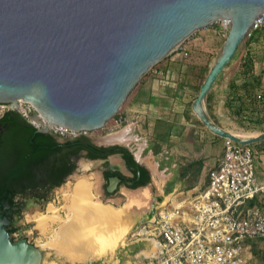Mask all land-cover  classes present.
Listing matches in <instances>:
<instances>
[{
    "label": "water",
    "instance_id": "95a60500",
    "mask_svg": "<svg viewBox=\"0 0 264 264\" xmlns=\"http://www.w3.org/2000/svg\"><path fill=\"white\" fill-rule=\"evenodd\" d=\"M262 12L264 0H0V104L23 101L47 123L100 129L153 66L195 31L227 20L191 108L213 135L249 146L264 133L223 131L208 118L205 97ZM6 225L0 214V264H42L41 250L11 240Z\"/></svg>",
    "mask_w": 264,
    "mask_h": 264
},
{
    "label": "crops",
    "instance_id": "0c3cea01",
    "mask_svg": "<svg viewBox=\"0 0 264 264\" xmlns=\"http://www.w3.org/2000/svg\"><path fill=\"white\" fill-rule=\"evenodd\" d=\"M218 32L215 24L197 30L182 42V48L190 51ZM263 35L264 28L255 31L252 39L261 41ZM178 56L176 51L168 54L134 87L122 110L130 124L119 130H128L127 142L122 144L134 160L155 177L163 199L173 202L207 185L208 172L219 164L225 142L210 133L193 113L191 105L200 86L197 87L192 67L184 69L176 63ZM258 71L264 73V68L258 70L253 66V75ZM249 77L250 74L244 75L242 60L232 67L228 64L205 97L210 121L242 139L264 133V122L256 126L249 122L252 119L264 121V78L250 91H244L249 89ZM251 100L256 105H252ZM249 147L255 176L264 183V139ZM255 206L264 215V199H257ZM136 240H140L139 243L126 248L112 264H145L149 249L142 248L151 243L145 239ZM250 241L254 243L259 239ZM250 241L248 256L252 264H259L258 257L264 259V252L255 258L251 254Z\"/></svg>",
    "mask_w": 264,
    "mask_h": 264
},
{
    "label": "built area",
    "instance_id": "2783aa9c",
    "mask_svg": "<svg viewBox=\"0 0 264 264\" xmlns=\"http://www.w3.org/2000/svg\"><path fill=\"white\" fill-rule=\"evenodd\" d=\"M224 21L219 22L228 29L229 21ZM262 28L264 12L255 18L245 39ZM173 51L188 55L182 43ZM19 102L23 115L28 116L23 106L35 112L29 103ZM0 108L12 110L8 105ZM122 120L118 118L119 123ZM49 131L65 139L92 132L59 126ZM207 179L196 193L174 202L163 199L141 226L131 230L133 237L151 243L145 264H252L248 241L264 240V215L255 206L257 199H264V183L255 176L251 148L225 139L222 158Z\"/></svg>",
    "mask_w": 264,
    "mask_h": 264
},
{
    "label": "flooded vegetation",
    "instance_id": "af4514ba",
    "mask_svg": "<svg viewBox=\"0 0 264 264\" xmlns=\"http://www.w3.org/2000/svg\"><path fill=\"white\" fill-rule=\"evenodd\" d=\"M11 109L0 108V214L7 221L5 230L11 240H27L21 235L22 215L31 208L46 207L50 196L67 183L72 189L75 181L97 172L99 201L112 199L121 187L132 185L133 181L123 180L133 178V169L119 153L121 147L110 151L111 146L96 145L87 136L65 139L49 130L38 132L43 127L32 120L37 115ZM113 156L121 159L120 168L123 165L128 175L109 162ZM111 182L113 190L108 193Z\"/></svg>",
    "mask_w": 264,
    "mask_h": 264
},
{
    "label": "rangeland",
    "instance_id": "374dc122",
    "mask_svg": "<svg viewBox=\"0 0 264 264\" xmlns=\"http://www.w3.org/2000/svg\"><path fill=\"white\" fill-rule=\"evenodd\" d=\"M213 24L217 25L219 31L218 33H216L215 37L211 39L208 38L201 45L195 46L194 49H191L190 51L187 50L188 55L186 57L183 56L177 57L176 63L179 66L184 67V69H187V67H192L191 70L194 72V77H196L197 87H199L203 82V80L205 79L208 69L211 67L217 55L219 54L220 48L228 32V29H224L219 21ZM172 53H174V51H172L169 54ZM246 54L251 55L252 60L255 61L254 64L258 70L264 68V35L261 41L253 40L252 38L245 39L241 44V46L236 51L233 59L230 61L229 63L230 67H232L239 60H243V59L247 60V58L249 57L246 58ZM132 92L133 90L127 96V98L121 105L120 109L117 111V113L105 124L104 127L94 130L87 135V137H89L94 144L111 146V147L119 146L121 148L126 149L129 152V150L124 147L125 146L124 144L115 142L113 139L110 138V135L116 133L120 129H123L124 127L130 124L129 119H127L124 115H122V110L126 102L128 101L130 95L132 94ZM8 107L10 108V106ZM28 108H29L28 106H23V109H26L28 115L30 114L36 115L34 110L28 111L29 110ZM119 117H122L123 119L122 123L118 122ZM38 126L42 127L41 124H38ZM109 162L113 165L114 164L118 165V167L120 168L121 159L118 156L111 157L109 159ZM120 169L123 172V174L128 175L123 165H121ZM149 175H150V183L136 190L139 191L147 190L152 197V203L150 208L146 212H144L141 216L135 217L133 219V228H138L139 226H141L147 220V218L153 213V211L158 206V204H160L163 201L162 193L159 192L158 189L159 185L155 177L153 175L151 176V174ZM84 180L88 183L87 185H89L88 187L90 188L88 196H90L92 200L97 201L98 198L96 197V194L99 193L98 173L97 172L90 173V175L86 176ZM75 182L76 183L74 184L72 189L70 183H67L64 187L53 193L52 196H50L46 207L44 208L42 207L41 209L31 208L28 212L24 213V215H22V220L20 222V227L22 229L21 235L25 237L29 243L33 244L34 246H36L38 249L41 250L43 254L42 264H51V263L52 264H107V263L112 264V262L115 260V257L117 255L122 254V252H124L126 248H129L130 245H135V243H139L140 240L139 241L136 240V237H133L131 234H129L127 236L125 244L116 248L113 253L107 254L100 258H94L86 262L68 261L66 256L61 254V252L57 250L56 247L52 248L50 245V242L55 234V231H57L60 228V226H62V224L65 222V220H67L66 214L69 208L68 206L69 196H71L72 193L75 191V189L78 186H80L78 181ZM129 193L130 192L126 190V188L121 187L118 193L114 197H112V199L111 198L104 199L99 202L103 205L111 206L112 208L115 209H120L127 204ZM53 214H55L57 218L52 222L51 219L48 222V225L46 226V229L44 231L39 230V228L37 227L38 216H46L48 218H52L54 217L52 216ZM16 237L17 234H15L13 238L15 239ZM145 248L149 249L150 246L149 247L144 246L142 249Z\"/></svg>",
    "mask_w": 264,
    "mask_h": 264
},
{
    "label": "bare ground",
    "instance_id": "6f19581e",
    "mask_svg": "<svg viewBox=\"0 0 264 264\" xmlns=\"http://www.w3.org/2000/svg\"><path fill=\"white\" fill-rule=\"evenodd\" d=\"M221 22L227 23L224 20ZM16 107H21L19 101ZM34 122L48 130L56 127L52 123H47L42 116L35 117ZM127 131L113 133L110 138L115 142L126 143ZM78 183L80 186L68 199L67 220L55 231L50 245L52 248L56 247L68 261L86 262L111 254L125 244L133 228V219L150 208L152 197L147 190L129 191L127 204L123 208L115 209L101 204L99 200H92L88 196L89 185L84 179L78 180ZM52 216L54 217L38 216L39 230L44 231L48 222L57 218L55 214Z\"/></svg>",
    "mask_w": 264,
    "mask_h": 264
},
{
    "label": "trees",
    "instance_id": "16d2710c",
    "mask_svg": "<svg viewBox=\"0 0 264 264\" xmlns=\"http://www.w3.org/2000/svg\"><path fill=\"white\" fill-rule=\"evenodd\" d=\"M249 57V58H247ZM246 59L242 60V68L244 71V75L247 76L248 74H250V86L249 89L245 88L244 91H250L252 88L256 87L257 84L259 83V81H261L262 77H263V73L262 71H258V73L255 75H253L252 70H253V66H255V61L252 60L251 55L246 54ZM252 105L255 104V102L253 100H251ZM256 105V104H255ZM250 124L256 126L258 124H261L264 121H261V119H252V121H249ZM219 127V126H218ZM220 129H222L223 131L230 133V134H234V132H230L228 130H225L221 127H219ZM243 131V130H240ZM115 147H111L107 150L113 151L115 150ZM119 153L121 154L123 160L126 162L127 165H129L132 169H133V178H125L123 177L124 181H133L132 185L129 186V189H136L139 187H144L147 184L150 183V175L149 172L141 165H139L133 158V156L124 148H119ZM136 172H139V180L134 182V179H136ZM251 242V241H250ZM251 244V254L256 258L258 257V253L260 252H264V240L263 239H259V241H256L253 243V241L250 243ZM264 256V255H263ZM258 260L261 262L260 264L263 263L264 259L263 257H258ZM264 264V263H263Z\"/></svg>",
    "mask_w": 264,
    "mask_h": 264
}]
</instances>
